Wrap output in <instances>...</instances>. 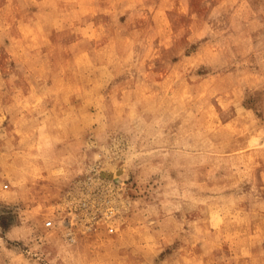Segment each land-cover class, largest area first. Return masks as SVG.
Instances as JSON below:
<instances>
[{
    "label": "rangeland",
    "instance_id": "rangeland-1",
    "mask_svg": "<svg viewBox=\"0 0 264 264\" xmlns=\"http://www.w3.org/2000/svg\"><path fill=\"white\" fill-rule=\"evenodd\" d=\"M0 264H264V0H0Z\"/></svg>",
    "mask_w": 264,
    "mask_h": 264
},
{
    "label": "built area",
    "instance_id": "built-area-1",
    "mask_svg": "<svg viewBox=\"0 0 264 264\" xmlns=\"http://www.w3.org/2000/svg\"><path fill=\"white\" fill-rule=\"evenodd\" d=\"M50 223H48V225H49Z\"/></svg>",
    "mask_w": 264,
    "mask_h": 264
}]
</instances>
